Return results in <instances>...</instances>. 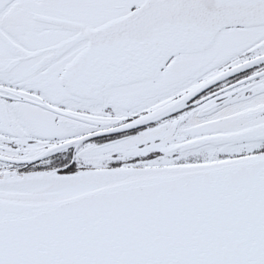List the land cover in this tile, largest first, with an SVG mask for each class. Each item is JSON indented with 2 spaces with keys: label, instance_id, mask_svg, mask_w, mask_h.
Masks as SVG:
<instances>
[{
  "label": "snow or ice",
  "instance_id": "obj_1",
  "mask_svg": "<svg viewBox=\"0 0 264 264\" xmlns=\"http://www.w3.org/2000/svg\"><path fill=\"white\" fill-rule=\"evenodd\" d=\"M0 264H264V0H0Z\"/></svg>",
  "mask_w": 264,
  "mask_h": 264
}]
</instances>
